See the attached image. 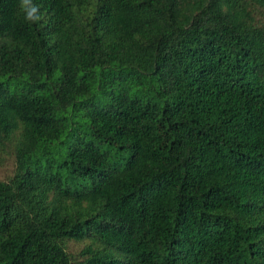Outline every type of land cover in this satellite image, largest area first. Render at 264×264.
I'll return each mask as SVG.
<instances>
[{
	"label": "trees",
	"instance_id": "trees-1",
	"mask_svg": "<svg viewBox=\"0 0 264 264\" xmlns=\"http://www.w3.org/2000/svg\"><path fill=\"white\" fill-rule=\"evenodd\" d=\"M32 2L0 0V264H264V0Z\"/></svg>",
	"mask_w": 264,
	"mask_h": 264
},
{
	"label": "rangeland",
	"instance_id": "rangeland-1",
	"mask_svg": "<svg viewBox=\"0 0 264 264\" xmlns=\"http://www.w3.org/2000/svg\"><path fill=\"white\" fill-rule=\"evenodd\" d=\"M14 165H13V159L11 156H2V159L0 161V180H4L7 177H9L13 171ZM66 249L70 253H74L78 250L79 247H81L80 242L76 241H67L66 242Z\"/></svg>",
	"mask_w": 264,
	"mask_h": 264
},
{
	"label": "clouds",
	"instance_id": "clouds-1",
	"mask_svg": "<svg viewBox=\"0 0 264 264\" xmlns=\"http://www.w3.org/2000/svg\"><path fill=\"white\" fill-rule=\"evenodd\" d=\"M19 9L24 14L26 21L35 23L40 20V16L37 14L39 9L32 0H19Z\"/></svg>",
	"mask_w": 264,
	"mask_h": 264
}]
</instances>
